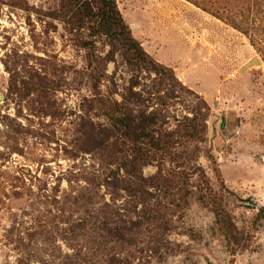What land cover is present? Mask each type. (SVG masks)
I'll list each match as a JSON object with an SVG mask.
<instances>
[{
    "label": "rangeland",
    "instance_id": "1",
    "mask_svg": "<svg viewBox=\"0 0 264 264\" xmlns=\"http://www.w3.org/2000/svg\"><path fill=\"white\" fill-rule=\"evenodd\" d=\"M116 1L183 86L129 65L60 0H0V264H264V0ZM202 100L207 130L190 142ZM124 114L179 156L121 133ZM210 194L241 233L236 255Z\"/></svg>",
    "mask_w": 264,
    "mask_h": 264
},
{
    "label": "trees",
    "instance_id": "2",
    "mask_svg": "<svg viewBox=\"0 0 264 264\" xmlns=\"http://www.w3.org/2000/svg\"><path fill=\"white\" fill-rule=\"evenodd\" d=\"M59 15L68 20L80 30H85L93 37H106L111 45L116 43L122 47L126 62L133 67H140L156 75L158 85L169 82L170 85L183 86L177 80L174 71L154 60L142 47V44L132 35L129 25L125 22L116 0H60ZM87 58L89 65L96 71L95 80L99 81L104 76L102 71V59L97 56L94 41L88 42ZM209 108L202 100L201 105L193 110V116L187 117L181 127V137L190 142L202 141L207 130L206 120L208 113L203 111L201 106ZM122 110V109H120ZM111 121L122 133L133 134L135 140H142L150 149L155 147L163 148L172 158L179 156L172 148H175L179 141L171 143L161 141L150 135L148 129L153 127L148 118L111 116ZM166 136L165 139H169ZM164 143V140H163ZM218 170V169H217ZM181 182L180 188L184 197L190 196L189 175L187 171L178 173ZM219 197L213 194L209 196L200 195L201 202L211 206L224 236L229 242L232 255H236L242 246L241 233L236 226L230 213L219 202ZM260 215L264 217V207L260 209ZM234 263V260L231 261Z\"/></svg>",
    "mask_w": 264,
    "mask_h": 264
},
{
    "label": "water",
    "instance_id": "3",
    "mask_svg": "<svg viewBox=\"0 0 264 264\" xmlns=\"http://www.w3.org/2000/svg\"><path fill=\"white\" fill-rule=\"evenodd\" d=\"M0 102H1V95H0Z\"/></svg>",
    "mask_w": 264,
    "mask_h": 264
}]
</instances>
